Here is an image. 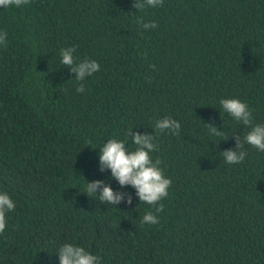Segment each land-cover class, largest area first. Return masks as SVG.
<instances>
[{
    "label": "trees",
    "instance_id": "1",
    "mask_svg": "<svg viewBox=\"0 0 264 264\" xmlns=\"http://www.w3.org/2000/svg\"><path fill=\"white\" fill-rule=\"evenodd\" d=\"M0 32L8 34L0 192L16 205L0 234V264H59L64 244L100 264H264V152L245 144L242 163L224 162L232 135L250 128L219 103L238 99L253 125H264V0H164L143 10L132 0H30L0 8ZM65 47L77 62L100 65L83 93L60 62ZM164 117L181 130L156 133L150 155L172 181L156 213L99 170V150L114 138L134 150L128 130L154 135ZM96 180L132 204L87 196L86 182ZM149 212L159 223L141 224Z\"/></svg>",
    "mask_w": 264,
    "mask_h": 264
},
{
    "label": "clouds",
    "instance_id": "2",
    "mask_svg": "<svg viewBox=\"0 0 264 264\" xmlns=\"http://www.w3.org/2000/svg\"><path fill=\"white\" fill-rule=\"evenodd\" d=\"M30 3V0H0V8L9 9L12 7L20 8ZM164 0H132V7L136 10L145 8H156L163 6ZM143 29L151 30L157 27L155 22L145 23L139 19ZM7 32H0V45L7 47ZM74 47L62 48L59 52L61 64L68 68L74 74L75 80L79 83L76 88L77 93L85 91L82 83L87 77L100 71V65L94 60L85 59L77 62L74 57ZM154 67V66H153ZM220 106L224 113H227L235 121L249 127L250 131L241 139L239 135H232L235 139V150L228 149L221 152L224 162L228 165L240 164L246 157L243 150L247 144L252 148L264 152V125H253L252 112L247 104L238 99H221ZM209 134L213 136H223L224 132L212 124H205ZM154 135L145 132L141 135L139 132L133 134L132 129L126 133L131 137L132 143L136 146L134 150L129 151L126 147V141L118 139L107 140L99 150L100 171L110 170L111 179L118 182L120 187L131 186L139 198L140 204L145 203L155 208L156 213L163 211V205L160 201L168 196V189L172 181L166 178L159 167L160 160L153 162L150 153L157 151V145L154 143L156 133L170 132L172 135H179L181 124L171 117H164L155 122ZM229 136L225 137L227 140ZM99 195L97 196V192ZM87 196L95 194L101 204L119 205L121 203L132 204V197L128 193L115 192L104 181L96 180L86 182ZM159 206L157 207V205ZM15 202L6 192H0V234L6 229V213L15 210ZM159 223L157 215L146 213L141 224ZM59 264H100V258L86 251L83 247L73 244H64L58 252Z\"/></svg>",
    "mask_w": 264,
    "mask_h": 264
}]
</instances>
